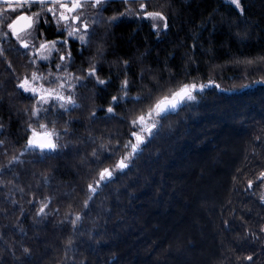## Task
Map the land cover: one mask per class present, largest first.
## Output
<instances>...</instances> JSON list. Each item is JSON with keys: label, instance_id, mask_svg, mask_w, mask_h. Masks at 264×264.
<instances>
[{"label": "trees", "instance_id": "16d2710c", "mask_svg": "<svg viewBox=\"0 0 264 264\" xmlns=\"http://www.w3.org/2000/svg\"><path fill=\"white\" fill-rule=\"evenodd\" d=\"M241 4L243 13L224 0H146L167 17L159 34L136 15L139 2L132 19L129 5L109 4L91 44L71 47L76 76L95 63L106 83L82 81L79 107L42 109L40 119L17 88L37 67L10 39L0 52V264H264V0ZM116 13L125 14L110 25ZM125 78L128 102L108 113ZM183 83L205 89L158 119L121 170L130 121L147 113L148 101L132 98ZM29 123L55 129L59 147L25 152ZM115 167L85 207L88 185ZM46 198L47 215H37Z\"/></svg>", "mask_w": 264, "mask_h": 264}, {"label": "snow or ice", "instance_id": "6c2138e0", "mask_svg": "<svg viewBox=\"0 0 264 264\" xmlns=\"http://www.w3.org/2000/svg\"><path fill=\"white\" fill-rule=\"evenodd\" d=\"M116 2L117 0H39V6L42 10L45 6H47V12L52 13L53 18L56 19L57 25H59L61 20H63L65 22L64 29L67 30L68 37L78 38L81 48L83 49V47L91 44L96 31L95 26L103 22L102 16L106 7L109 4ZM119 2L129 5V7L125 9V13L128 15L133 14L131 5L139 2V9L142 11L137 12L136 15H141L144 18L150 19L152 28L155 29L158 34L160 21H164L165 29L168 27L167 17L165 14L162 11H148L146 0H119ZM231 3L234 4L237 9H240L241 13H243L241 0H231ZM0 4L6 6L4 8H0V35H9V32L3 31V26H6V28L10 30V35L15 37L16 41H18L22 48L29 49L31 45L33 52L39 54L38 58L42 62L48 61L50 63L52 51L60 50L57 47V44L60 42L55 40H43L40 43L39 48H36L33 41L36 39V32L39 31L38 21L41 17V12H33L29 14L25 10V5H28L29 7L35 6L34 0H0ZM88 9H95V11L89 13V11H87ZM57 13H59L58 17ZM125 13H116L113 17H109L107 22L110 25L114 24L116 22V17L123 16ZM44 22L49 23L46 18V14ZM58 32L62 34L60 29H58ZM62 43L67 44L68 39L65 38ZM46 45L48 46L47 48ZM97 54L102 58V49H98ZM36 59L37 57L34 56L31 62L35 64ZM65 59L68 61L67 64H56V73H53L51 68H49V77L51 78L47 79L46 84L42 82L39 86H37L36 81L45 80L44 74L38 70H33L31 76L25 74L22 79L17 77V88L23 89L25 93H31V98L35 101V105L31 110V117L40 119L39 114L41 109H43L44 113L47 114L50 109L55 108L57 105L65 111H70L72 108L79 107L80 104L78 103L77 89L86 87V84L82 83V81L90 80L93 76L96 77L99 84L103 85L106 83V81L101 79L97 74V67L95 63L89 65L86 76H74L68 72V68L71 66L72 61V53L70 50L67 52L66 56L63 53L61 54L60 60L64 61ZM251 62L252 61H249V63ZM123 63L127 65L128 61L125 60ZM60 70H63L64 75H61ZM141 79H143V76ZM211 83H214V81L209 80V84ZM129 87V81L125 78L121 82V87L119 89V91L123 93V96H112V103H109L107 108L108 113H114L115 107L118 106V102L120 100H123L125 103L128 102L127 97ZM204 87V84L199 85L201 91ZM216 87H219V85L217 84ZM196 88L197 85L195 83H183L175 90L170 89V95L164 94L160 95L156 99H153V91L150 90L146 96L137 95L132 98V103L134 104L142 103L145 100L148 101V104L147 113L142 111L140 115L130 121L134 128L139 122L140 128L139 132L135 130L132 131V136L136 138L137 143L131 144L129 141L132 148L131 154H135L138 150V145L143 142L144 137L141 133L147 130L149 135H151V129L156 127L157 120L152 118L153 113L156 114L157 118L163 119L164 116L176 110L180 103L185 99L195 100L196 96L193 94V90ZM67 89H71V91H66ZM44 105H48V107L44 108ZM91 115L95 118V109H93ZM0 127H2V125H0ZM28 128L31 130V135L27 140V145L24 151H30L35 147H39L43 153L45 149L54 150L59 147L56 139H54L57 138L59 134L55 129L49 130L46 123H40L38 128L33 127V124L29 123ZM129 144H125V147L127 148ZM93 155H97L95 149L93 150ZM13 159H15V157H13ZM125 159L126 157H121L117 167L121 169L126 167L127 165L125 163ZM112 175L113 172L110 168L101 169L100 180L95 181L94 184L88 185L89 195L84 201L85 207H87L89 201L93 199L92 194L96 193L97 187L100 186L101 181H106V179ZM260 176L264 177V171L260 173ZM248 183L249 186L252 185L251 180H249ZM261 199L264 200V196H262ZM47 200H50V198H46V201L41 202L37 215H47L45 212V208L48 206ZM81 218V214L76 213L75 219H72V224L75 226ZM68 243L71 244V239H69ZM24 252L28 253L29 249L24 248ZM247 259L251 260L252 257L248 256Z\"/></svg>", "mask_w": 264, "mask_h": 264}, {"label": "rangeland", "instance_id": "374dc122", "mask_svg": "<svg viewBox=\"0 0 264 264\" xmlns=\"http://www.w3.org/2000/svg\"><path fill=\"white\" fill-rule=\"evenodd\" d=\"M224 1H226L227 3H229V4H231L234 8H236V6L234 5V4H232L231 3V0H224ZM237 9V8H236ZM25 10L29 13V14H31V13H33L34 11H32V7H29L28 5H25ZM238 11H240V9H237ZM87 11H89V13H91L92 11H95V9H88ZM38 12H41V17H40V19H39V21H38V23H39V31L38 32H36V39L33 41V43L35 44V46H36V48H39V45H40V43L43 41V40H48V36H47V34H46V32L47 31H51L52 32V35L54 36V39L53 40H51V41H59L60 43H58L57 44V47L60 49L59 51H56V50H53L52 51V54H51V58H50V63L48 62V61H41L39 58H38V56H39V54L38 53H34L33 52V50H32V48H31V45H30V47H29V49H25V53L29 56V59H30V61H32V59H33V57L35 56V57H37V59H36V63L34 64V65H36V67H37V70L39 69V72H41V73H43L44 74V77H45V80L44 81H36V84H37V86H39V84L40 83H45L46 84V82H47V79L48 78H51V77H49V68H51V70H52V72L53 73H56L57 72V69H56V64L57 63H63V64H67L68 63V61H67V59H65L64 61H61L60 60V56H61V54L63 53V54H65V56H66V54H67V52L70 50L71 51V53H72V49H71V47H72V45H75L76 46V48L78 49V50H81L82 48H81V44H80V41H79V39L78 38H76V37H71V38H69L68 37V33H67V30H65L64 29V24H65V22L63 21V20H61L60 21V23H59V25H57V22H56V20H54V18L53 17H51L50 18V15L52 14V13H49V12H47V9H45V10H40V11H38ZM45 14H46V18H47V20L49 21V23H45L44 21H45ZM128 15V14H127ZM136 15H135V13L133 12V14L132 15H128V17L129 18H134ZM58 17V16H57ZM139 17V19L140 20H146V21H148V22H150L151 23V21H150V19H147V18H144L143 16H141V15H139L138 16ZM98 25V24H97ZM96 25V26H97ZM96 26H95V28H96ZM58 29H60L61 31H62V34L60 33V32H58ZM165 28H164V21H160V23H159V30H164ZM3 31L4 32H9V35L8 36H2V35H0V52L1 53H3L4 51H6L8 48H9V46H12V45H9V42L11 41L10 39H13L12 38V36L10 35V30H8L7 28H6V26H3ZM65 38H67L68 39V43L67 44H63L62 42L64 41V39ZM13 40H15V45L16 46H13V47H15L16 49H21L20 48V44L18 43V41H16V39H13ZM48 46L46 45V48H47ZM72 62V61H71ZM38 63H40V65H42V70H41V68H39V66H38ZM60 72H61V75H64V73H63V70H60ZM68 72L69 73H71V74H73L74 76H76V74L73 72V70H72V66H70L69 68H68ZM29 76H31V75H29ZM22 91H23V89H22ZM66 91H71V89H67ZM24 92V91H23ZM25 93V92H24ZM25 94H28V95H30L31 96V93H25ZM195 95V94H194ZM196 96V95H195ZM196 100V99H195ZM194 100H187V99H185V101H184V104H187V103H190V102H193ZM48 105H44V108H46ZM62 109V108H61ZM42 110V109H41ZM64 110V109H63ZM153 119H156L157 121H158V119L159 118H157L156 117V114L155 113H153V117H152ZM215 125V124H214ZM139 130H140V128H139V122H138V125L136 126V130L135 131H138L139 132ZM148 134V131L147 130H145L144 132H142L141 133V135L143 136V137H146V135ZM133 138H134V141H133V143L132 144H135V143H137V141H136V138L133 136ZM55 139V138H54ZM140 146V144L138 145V147ZM178 149H179V146L177 147ZM55 150V149H54ZM46 151H52V150H48V149H45L44 151H43V153H45ZM26 152V151H25ZM27 152H34V153H38V154H43L42 152H41V149L39 148V147H35L33 150H30V151H27ZM131 145H130V147H129V150H128V153L126 154V159H125V162H129L130 161V159H131ZM121 169V168H120ZM120 169H118L117 167H115L114 169H113V173H116L117 171H119ZM121 170H124V169H121ZM107 180V179H106ZM142 181H144L145 183L147 182L146 180H144V179H142ZM146 186V185H145ZM101 209H102V206H101Z\"/></svg>", "mask_w": 264, "mask_h": 264}, {"label": "water", "instance_id": "95a60500", "mask_svg": "<svg viewBox=\"0 0 264 264\" xmlns=\"http://www.w3.org/2000/svg\"><path fill=\"white\" fill-rule=\"evenodd\" d=\"M12 38L15 39V37H13V36H12ZM206 88H207V87H206ZM204 89H205V87H204ZM204 89L201 91L200 88H199V86H197V88L193 90V94H199V93H202V92L204 91ZM184 101H185V100H184ZM184 101H182V102L180 103V105L177 107L176 110L170 112L169 114L175 113V112H176V111L182 106V104H183ZM152 129H153V128H152ZM152 129H151V130H152ZM148 134H149V133H148ZM148 134H147V135H148ZM144 141H145V137H144V139H143V142L140 143V145L143 144ZM138 151H139V150H137L136 153H137ZM131 153H132V148H131ZM136 153H135V154H136ZM131 155H134V154H131ZM126 165H127V164H126ZM126 167H127V166H126ZM126 167H124L123 169H125ZM111 177H112V176H111ZM111 177H108L107 180H109Z\"/></svg>", "mask_w": 264, "mask_h": 264}, {"label": "crops", "instance_id": "0c3cea01", "mask_svg": "<svg viewBox=\"0 0 264 264\" xmlns=\"http://www.w3.org/2000/svg\"><path fill=\"white\" fill-rule=\"evenodd\" d=\"M34 3H39V0H34ZM0 5H3V4H0Z\"/></svg>", "mask_w": 264, "mask_h": 264}, {"label": "flooded vegetation", "instance_id": "af4514ba", "mask_svg": "<svg viewBox=\"0 0 264 264\" xmlns=\"http://www.w3.org/2000/svg\"><path fill=\"white\" fill-rule=\"evenodd\" d=\"M58 15H59V13H57V16H58ZM51 17H53V15H52V14L50 15V18H51ZM54 20H56V19H54Z\"/></svg>", "mask_w": 264, "mask_h": 264}]
</instances>
